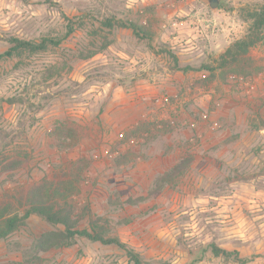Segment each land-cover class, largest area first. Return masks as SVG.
I'll list each match as a JSON object with an SVG mask.
<instances>
[{
  "label": "rangeland",
  "instance_id": "rangeland-1",
  "mask_svg": "<svg viewBox=\"0 0 264 264\" xmlns=\"http://www.w3.org/2000/svg\"><path fill=\"white\" fill-rule=\"evenodd\" d=\"M262 6L0 0V53L13 37L60 40L0 58V204L22 213L29 187L74 171L68 201L79 226L100 216L141 264H264V39L249 49L251 64L219 66ZM183 158L159 191L123 203ZM54 228L31 214L0 239V264H133L116 245L83 237L35 253L33 240ZM211 243L241 260L213 255Z\"/></svg>",
  "mask_w": 264,
  "mask_h": 264
},
{
  "label": "trees",
  "instance_id": "trees-1",
  "mask_svg": "<svg viewBox=\"0 0 264 264\" xmlns=\"http://www.w3.org/2000/svg\"><path fill=\"white\" fill-rule=\"evenodd\" d=\"M250 24L247 32L241 38L234 40L228 45L225 50L220 53L219 66H228L233 62H243V64H251V59L248 56V51L258 42L264 39V7H260L249 12ZM107 24L111 27V21ZM68 25V24H67ZM118 26H126L125 23H118ZM128 26V25H127ZM133 31L137 27L133 23H129ZM67 33L74 30V26L68 25ZM141 29V28H140ZM60 40L42 38L39 42L34 40L19 39L16 37L10 38L12 46L0 53V58L5 55L12 54V51L18 49H27L30 51L44 50L48 43L58 44ZM106 43L102 44L104 48ZM96 51H90L84 55L88 58L94 55ZM203 68L209 66L203 65ZM189 66L180 67V69H189ZM212 70V69H211ZM190 159H181L173 164L168 170L155 177L147 194L138 195L136 197H128L123 203L135 205L144 201L155 192L159 191L167 182L174 179L187 166ZM19 164L17 161L12 168ZM70 177L66 180H58V182L41 180L28 188L23 204V212L19 213L17 210L10 209V203L6 202L0 204V239H3L16 231L22 226L31 214H36L43 218L49 225L55 227L41 232L32 242V248L35 253L46 252L51 249L62 248L71 245L76 238L83 237L91 241H98L102 244H114L123 249L129 261L133 264H141L140 254L125 242L121 241L117 236H110L106 233V226L100 222V216H89L88 227L79 226V218L73 212L72 204L68 201L71 189L73 187L74 178L79 176V173L70 171L66 174ZM60 226L61 228H57ZM210 250L215 256L232 257L236 260L239 258L238 251L226 250L214 243L210 244ZM3 264H17V262H7Z\"/></svg>",
  "mask_w": 264,
  "mask_h": 264
},
{
  "label": "water",
  "instance_id": "water-1",
  "mask_svg": "<svg viewBox=\"0 0 264 264\" xmlns=\"http://www.w3.org/2000/svg\"><path fill=\"white\" fill-rule=\"evenodd\" d=\"M211 9H215L219 5L220 0H205Z\"/></svg>",
  "mask_w": 264,
  "mask_h": 264
},
{
  "label": "built area",
  "instance_id": "built-area-1",
  "mask_svg": "<svg viewBox=\"0 0 264 264\" xmlns=\"http://www.w3.org/2000/svg\"><path fill=\"white\" fill-rule=\"evenodd\" d=\"M157 101H158V99H157Z\"/></svg>",
  "mask_w": 264,
  "mask_h": 264
}]
</instances>
